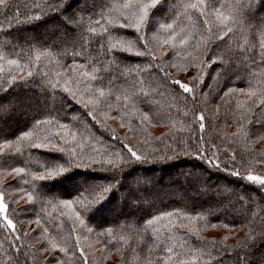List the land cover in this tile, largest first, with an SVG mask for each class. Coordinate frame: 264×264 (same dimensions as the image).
I'll return each mask as SVG.
<instances>
[{
  "label": "trees",
  "instance_id": "obj_1",
  "mask_svg": "<svg viewBox=\"0 0 264 264\" xmlns=\"http://www.w3.org/2000/svg\"><path fill=\"white\" fill-rule=\"evenodd\" d=\"M46 2L0 6V100L15 102L0 103V164L24 169L12 184L32 197L7 196L16 230L0 218V264H54L44 250L63 264H264V186L247 178L264 174V0H159L141 32L120 26L129 0ZM159 186L173 190L151 199Z\"/></svg>",
  "mask_w": 264,
  "mask_h": 264
},
{
  "label": "snow or ice",
  "instance_id": "obj_2",
  "mask_svg": "<svg viewBox=\"0 0 264 264\" xmlns=\"http://www.w3.org/2000/svg\"><path fill=\"white\" fill-rule=\"evenodd\" d=\"M158 3H159V0H135V4L132 5L131 4V0H129V3L126 4L125 7L134 6L137 9V12L134 14V22H132V23H122L120 26L121 27H131V28H134L136 31L141 32L143 30V26L146 24V21H147V18L149 16L150 10L153 9ZM62 4H63V0H55V2H46L43 5V7L47 8L49 11H54V10H57L58 8H60L62 6ZM201 4H203V0H198V3H193V4L190 5V7L199 8ZM0 6L7 7V0H0ZM254 6H255L254 0H243L242 3H238L236 5V7H238V8H247L249 11H251V9ZM36 7L39 9L42 6L38 4V5H36ZM217 15H218V18H219L221 23H223L224 21L228 20V17L224 16L223 13L218 12ZM29 19H31V18H29ZM205 23H207V21H205ZM161 27L162 28L171 29L173 27V25L172 24H162ZM91 31L95 32V28H92ZM222 31H223V29H221V32ZM104 32H108V29H104ZM109 39H111V37H109ZM138 40H144V36L141 35L138 38ZM118 43H120V42L117 41V44ZM165 43H167V41H165ZM180 43L181 44L187 43L186 38L182 39L180 41ZM101 47H103V45H101ZM112 47L115 48L116 44H113ZM261 47L264 48V44H262ZM122 50L131 52L132 51V46L129 45V46L123 48ZM137 54L143 55V53H137ZM148 54L151 55L152 53L148 52ZM9 63L10 64H15L17 62L16 61H9ZM31 75H32V73H29V76H31ZM84 75L88 76V73L85 72ZM92 78L94 79V77H92ZM21 79H23V78H21ZM12 80L15 81L16 77H12ZM4 83H7V81H5ZM175 83L185 93L193 91V89L188 84H184V83H182L180 81H176ZM56 86H57V84H52V87H56ZM2 87H3V85L0 84V89H2ZM65 90L71 92V89H67L66 88ZM97 92L101 96L104 95V90L102 88L101 89H97ZM262 95H264V93H262ZM252 102L255 103L256 101L253 100ZM261 104H264V100H261ZM204 120H205L204 114L200 113L199 116H198V119H197V123H198V126H199L200 129H204V127H205ZM37 123H39V121ZM255 124L259 125L261 128H264V120H261V119L258 118V119L255 120ZM29 135H30L29 132H24L23 133V136H25V137H27ZM35 147H37V148H47V144H43V143L42 144H37V145H35ZM57 150L62 151V152L65 151L64 148H59ZM71 154H72V156H75V149L72 150ZM131 155L133 157H136V153L135 152H132ZM136 158H139V157H136ZM256 163L261 165L262 167H264V159L257 160ZM65 170H66V168L63 165L56 164L55 166L46 169V171L49 173L48 176L40 175L38 177V179L49 178V177L55 176V175H57L59 173H62ZM16 171L23 172L24 169L20 168V169H17ZM247 178L250 181H257L262 186H264V174H261V175L249 174V176ZM105 191H106V189L102 188L100 190V192L97 193V196L102 199L103 198V193ZM28 195H29V200H31L32 199L31 194H28ZM62 203H64L66 206H69V207H71V205H72V201H63ZM7 208H8V205H6L3 202V194L0 193V218H2L6 222L7 226L11 227L12 230L15 231L16 230L15 225H14L13 221L11 219H9V217L7 215ZM76 215L79 216V213H77ZM80 223L83 224L84 221L81 220ZM149 223H151V221H149ZM57 247H59V245H56V244L52 245V248H57ZM149 251H151V250H149ZM167 252L168 253H172L173 249L172 248H168ZM50 255L53 256L54 264H63V261L57 259L53 253H50ZM84 259L86 260V258H84ZM8 264H12L11 258H9ZM238 264H240L239 260H238Z\"/></svg>",
  "mask_w": 264,
  "mask_h": 264
},
{
  "label": "rangeland",
  "instance_id": "obj_3",
  "mask_svg": "<svg viewBox=\"0 0 264 264\" xmlns=\"http://www.w3.org/2000/svg\"><path fill=\"white\" fill-rule=\"evenodd\" d=\"M263 7H264V5H263ZM72 10H74V9H72ZM67 12L68 11H62V13L65 14V15L67 14ZM53 23H54V21H53ZM67 23H68V21L66 19L64 20L63 18L62 19L60 18L59 26H58V28L60 29V31L62 30V28L64 29L66 27ZM0 103H2V106H4L5 108H10L12 104H15L14 100H12V99L11 100H8V101L6 100L4 102L0 100ZM7 145L8 144H6V143H0V154H4L6 152V150L8 148ZM191 168H192L191 166H189L187 168H184V169H183V167H179V170H182V169L183 170H186V169H188L192 173V172H194V170H192ZM11 170H9V171L5 170V168L3 167V165L0 164V173H3L4 174V176L0 177V193L3 194V202L6 205H8L7 215L9 217V219H11L13 221L14 225L16 226L15 221L9 215V210H10V205H9L10 199L9 198H11V203H13L16 207H21L24 204H26L28 202H31L32 199L29 200L28 193L22 191L21 189H18L15 185L12 184L15 181V179L17 178V176H19L20 172H18L16 170H13V171H11ZM176 173H177V170L176 171L173 170L172 172H170V174L166 175V181L175 178L177 176ZM249 174H252V175H261V174L254 173V172H250ZM249 174H248V176H249ZM148 177H149V179H153L152 176H148ZM66 184L68 186V185H70V182H68ZM64 185H65V183H64ZM164 190H166L167 193H168V192L172 191L173 188H170V187H165V188L161 187L160 188V186H159V188H157L156 190H154V191H148V192L151 195V199L154 200V199H156L158 197L165 198L166 192H164ZM122 194L128 200H130L131 202H134L135 203L134 196L136 195V193L129 194L127 192L122 191ZM112 210L113 211L111 213H115L116 212V213H119L120 214V213L124 212L125 209H123L122 205H120V206H116V207L113 206L112 207ZM105 213L108 214V217L111 216V213L110 212L109 213L108 212H105ZM23 224H25V226H26L25 227V232L26 233H29V232L32 233L33 230H34L33 228H37V226H38L37 223H36V221L35 222H33V221H25ZM30 245L31 246H34V245L37 246V244H34V245L33 244H30ZM39 254H41V256H43V257L48 256L50 254V250H44V251H42ZM262 254H264V253H262Z\"/></svg>",
  "mask_w": 264,
  "mask_h": 264
}]
</instances>
